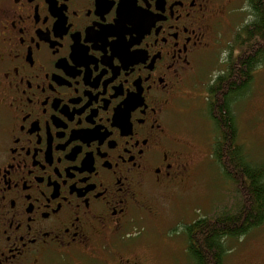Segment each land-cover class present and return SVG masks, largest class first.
Wrapping results in <instances>:
<instances>
[{
	"label": "flooded vegetation",
	"instance_id": "af4514ba",
	"mask_svg": "<svg viewBox=\"0 0 264 264\" xmlns=\"http://www.w3.org/2000/svg\"><path fill=\"white\" fill-rule=\"evenodd\" d=\"M239 1L0 0V264L158 263L134 227L195 170L185 116L210 122Z\"/></svg>",
	"mask_w": 264,
	"mask_h": 264
},
{
	"label": "rangeland",
	"instance_id": "374dc122",
	"mask_svg": "<svg viewBox=\"0 0 264 264\" xmlns=\"http://www.w3.org/2000/svg\"><path fill=\"white\" fill-rule=\"evenodd\" d=\"M244 8V0L237 3ZM243 10L241 18L234 20L237 25L246 18ZM227 31L225 32L224 37ZM221 54V52H220ZM222 55V54H221ZM221 55L219 57H221ZM217 67V66H216ZM212 63H206L194 78V94L200 95L202 86L209 83L218 69ZM222 71L221 67L219 71ZM198 103V102H196ZM200 107V104H199ZM238 128V142L247 151L249 161L254 165L264 162V63L256 70L246 92L233 104ZM183 129L186 140L199 150L197 165L192 176L172 196L161 201L158 216L141 220L135 233L141 232L142 242L137 248L155 256L156 264H192L186 253V240L182 226L198 217L213 216L222 211H233L238 203L234 186L228 185V179L218 166L206 156L207 145L215 138L214 128L205 118L203 111H196V106L186 114ZM169 231V232H168ZM174 238L166 240L163 246L161 237L167 233ZM161 234V237L159 236ZM169 244L170 247L167 246ZM228 252L225 264H264V223L253 229L245 237L227 242ZM174 257V262H172Z\"/></svg>",
	"mask_w": 264,
	"mask_h": 264
},
{
	"label": "trees",
	"instance_id": "16d2710c",
	"mask_svg": "<svg viewBox=\"0 0 264 264\" xmlns=\"http://www.w3.org/2000/svg\"><path fill=\"white\" fill-rule=\"evenodd\" d=\"M249 22L239 31V54L206 87V112L216 136L212 156L238 195L233 211L198 217L182 226L192 264H225L227 242L239 240L264 223V165L252 164L238 142L233 104L264 63V0H244Z\"/></svg>",
	"mask_w": 264,
	"mask_h": 264
}]
</instances>
